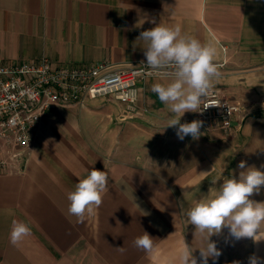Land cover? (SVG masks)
Returning <instances> with one entry per match:
<instances>
[{
    "label": "crops",
    "instance_id": "0c3cea01",
    "mask_svg": "<svg viewBox=\"0 0 264 264\" xmlns=\"http://www.w3.org/2000/svg\"><path fill=\"white\" fill-rule=\"evenodd\" d=\"M159 23L215 46L220 76L212 89L242 112L225 131L202 126L198 139L181 141L152 91L170 76H157L139 85L132 110L105 96L82 107L56 105L17 158V146L0 139L7 161L0 169V264H180L184 241L199 262L207 233L194 236L187 209L211 198L225 177H238L240 161L264 170V0H0V63L146 62V42L137 38ZM193 120L196 113L186 112L180 122ZM92 168L109 174V191L79 223L67 194ZM252 199L264 201V189ZM13 221L31 229L16 245ZM143 231L154 238L152 253L134 245ZM210 239L221 254L208 264H249L253 254L264 260V241H237L227 228Z\"/></svg>",
    "mask_w": 264,
    "mask_h": 264
},
{
    "label": "clouds",
    "instance_id": "9594fccd",
    "mask_svg": "<svg viewBox=\"0 0 264 264\" xmlns=\"http://www.w3.org/2000/svg\"><path fill=\"white\" fill-rule=\"evenodd\" d=\"M152 23L155 24L153 20ZM137 40L146 42L144 55L146 66L153 73L171 69L170 82L154 83L152 91L159 100L168 106L172 118L167 127H175L177 137L183 141L191 136L194 140L201 135L203 121L193 120L181 123L186 112L202 113L201 105L210 95L214 81L220 76L219 66L214 62L216 48L211 43H202L199 39L182 34L181 27L156 24L151 29L140 33ZM178 126V127H177ZM239 176L223 179L219 189L211 198L195 201L185 212L187 222L202 236L207 233L206 244L198 248L199 262L194 256L195 249L185 241L179 252L180 264H208L209 259L216 260L221 254L216 242L210 237L220 234L224 228L235 240L251 239L254 243L264 241V201L252 199L264 189V170L255 166L246 167V161H240ZM109 174L106 171L92 168L87 175L79 179L74 190L67 194L68 213L77 218L79 223L85 222L102 205L103 196L109 191ZM28 224L13 221L10 242L18 244L30 235ZM134 245L146 253L155 250L154 238L143 231L134 240ZM124 251L123 247H118ZM249 264H264V260L256 254L248 258ZM239 264V261L234 262Z\"/></svg>",
    "mask_w": 264,
    "mask_h": 264
},
{
    "label": "built area",
    "instance_id": "2783aa9c",
    "mask_svg": "<svg viewBox=\"0 0 264 264\" xmlns=\"http://www.w3.org/2000/svg\"><path fill=\"white\" fill-rule=\"evenodd\" d=\"M144 61L118 66L106 61L86 65H53L48 58L17 64L0 63V139L15 144L13 158L28 147L40 117L56 105L76 104L82 107L87 98L109 96L134 108L138 88L147 78L170 76L171 69L153 73ZM196 117L207 130H227L231 117L242 112V106L229 102L211 89ZM16 156V157H15ZM19 157V156H18ZM7 161L0 157V169Z\"/></svg>",
    "mask_w": 264,
    "mask_h": 264
},
{
    "label": "rangeland",
    "instance_id": "374dc122",
    "mask_svg": "<svg viewBox=\"0 0 264 264\" xmlns=\"http://www.w3.org/2000/svg\"><path fill=\"white\" fill-rule=\"evenodd\" d=\"M105 97H109V96H105Z\"/></svg>",
    "mask_w": 264,
    "mask_h": 264
}]
</instances>
